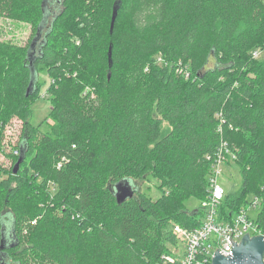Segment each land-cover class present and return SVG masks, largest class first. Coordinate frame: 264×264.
Instances as JSON below:
<instances>
[{
    "label": "trees",
    "instance_id": "obj_1",
    "mask_svg": "<svg viewBox=\"0 0 264 264\" xmlns=\"http://www.w3.org/2000/svg\"><path fill=\"white\" fill-rule=\"evenodd\" d=\"M53 1L60 8L33 62L51 79L53 124L40 133L29 50L50 0H0V16L34 28L24 47L0 40V138L11 117L24 121L14 165L0 171V242L6 222L15 238L0 264H182L171 221L201 226L200 209L180 208L206 199L222 139L242 185L226 193L220 220L258 196L264 233V0ZM152 173L170 196L117 200V183Z\"/></svg>",
    "mask_w": 264,
    "mask_h": 264
},
{
    "label": "rangeland",
    "instance_id": "obj_2",
    "mask_svg": "<svg viewBox=\"0 0 264 264\" xmlns=\"http://www.w3.org/2000/svg\"><path fill=\"white\" fill-rule=\"evenodd\" d=\"M59 8L60 3L58 5L54 4L53 0H50V2L46 4L45 9L50 15V18L48 19L49 22H51L56 16ZM33 32L34 28L29 21H15L0 16V40L2 41L10 42L12 44L24 47L28 44ZM261 57L262 56H260V58ZM37 80H39L42 87L39 93V98L35 102H33L31 106L33 114L32 118H30V122L36 127L40 126V133H44L49 131L50 125L53 124L52 118L49 115L52 109L51 99L47 96V91L51 84V79L46 67H41L37 75ZM96 99L97 95L95 92H92V94L87 97L88 102L95 101ZM23 124V119L18 116H13L3 129L0 138V171L4 172L3 177H8V173L14 165V160L16 159L15 156H17V147L23 137ZM168 129V124L165 123L163 125L164 133L167 132ZM40 133L39 136L41 135ZM242 136L244 135H239L236 137L234 136L235 141H239ZM259 152L260 155L264 157V143L262 149ZM221 169V185L227 191V193H237L242 185V167L236 162L233 157H229L227 160V164L222 165ZM134 189L137 192L145 194L154 202L163 201L167 195L170 196V193H168L170 189L167 187L165 180L160 174L152 173L150 175H147L144 179H136L134 181ZM202 198L203 195L200 194L199 197H191L185 200L180 210L189 212L199 210ZM258 212L259 209H252L250 211L251 217L255 218ZM171 223L174 226L175 232L180 235L181 230H183L184 228L179 222L175 220H172ZM24 233H27L26 229H24ZM170 248L177 254V256H179L180 259L184 257V251L186 248L184 242H180L176 249L173 247Z\"/></svg>",
    "mask_w": 264,
    "mask_h": 264
},
{
    "label": "built area",
    "instance_id": "obj_3",
    "mask_svg": "<svg viewBox=\"0 0 264 264\" xmlns=\"http://www.w3.org/2000/svg\"><path fill=\"white\" fill-rule=\"evenodd\" d=\"M222 122L221 132L225 121ZM229 157L235 158L228 143L222 139L221 146L212 158L207 197L200 205L202 224L198 228L183 229L180 235L177 233L186 247L184 257L180 259L178 256L182 264H213L217 251L225 257L232 256L234 244L240 243L244 236L264 237V233L256 223V217L250 215L252 209L261 208V200L258 196L250 197L247 206L236 213L231 220H220V207L227 193L220 183L221 166L227 164ZM65 162H67L65 158L59 161L58 168H62ZM168 260L174 262L172 258Z\"/></svg>",
    "mask_w": 264,
    "mask_h": 264
},
{
    "label": "water",
    "instance_id": "obj_4",
    "mask_svg": "<svg viewBox=\"0 0 264 264\" xmlns=\"http://www.w3.org/2000/svg\"><path fill=\"white\" fill-rule=\"evenodd\" d=\"M45 19L42 21L38 33L34 40L32 41L29 54L31 58V67L33 71L32 81L27 90V97L30 95L34 82L37 80L36 70L33 66V62L36 58L41 56L42 47L44 46L45 38L43 37L44 32L49 24L48 19L50 15L45 9ZM117 18V10L113 12L112 22H111V32L113 31L115 22ZM54 20V19H53ZM52 20V21H53ZM51 21V24H52ZM112 48H110L109 59L111 62ZM24 157H21L17 162L14 172L17 173L19 166L23 162ZM134 180L124 179L114 186L113 193L119 202H123L127 199L133 198L135 193ZM14 232L12 227V222H6L3 226L2 239L0 244V250L3 251L7 248H12L15 246V238L12 233ZM1 261V258H0ZM213 264H264V237L254 236L250 237L246 235L243 237L240 243L234 244L233 255L225 257L218 251L213 259Z\"/></svg>",
    "mask_w": 264,
    "mask_h": 264
}]
</instances>
